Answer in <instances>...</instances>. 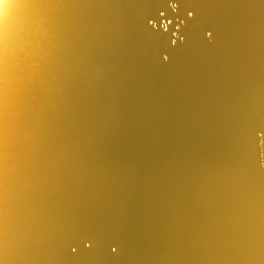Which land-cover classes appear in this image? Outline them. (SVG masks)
I'll list each match as a JSON object with an SVG mask.
<instances>
[{"label": "water", "instance_id": "obj_1", "mask_svg": "<svg viewBox=\"0 0 264 264\" xmlns=\"http://www.w3.org/2000/svg\"><path fill=\"white\" fill-rule=\"evenodd\" d=\"M0 264H264V0H0Z\"/></svg>", "mask_w": 264, "mask_h": 264}]
</instances>
